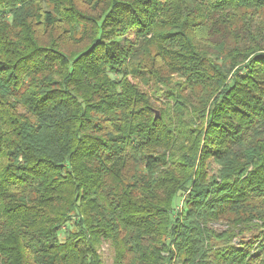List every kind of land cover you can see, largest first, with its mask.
<instances>
[{
    "label": "trees",
    "instance_id": "trees-1",
    "mask_svg": "<svg viewBox=\"0 0 264 264\" xmlns=\"http://www.w3.org/2000/svg\"><path fill=\"white\" fill-rule=\"evenodd\" d=\"M254 221L264 0H0V264H264Z\"/></svg>",
    "mask_w": 264,
    "mask_h": 264
},
{
    "label": "rangeland",
    "instance_id": "rangeland-1",
    "mask_svg": "<svg viewBox=\"0 0 264 264\" xmlns=\"http://www.w3.org/2000/svg\"><path fill=\"white\" fill-rule=\"evenodd\" d=\"M149 92L153 93L150 89ZM216 168V165L212 167V174L216 173ZM256 222L254 221L253 224H256L257 226H251V228L242 229L241 231L239 230L236 232L238 237L234 239L233 242L235 250L238 252L242 251L247 253L256 252L259 249V246L264 243V228H262L263 225L257 224ZM212 228L220 235L225 234L228 230V226L224 224L213 225ZM211 242L216 246L223 244L222 242H218V240L215 238ZM101 253L104 264H113L114 253L110 244L105 243L102 246Z\"/></svg>",
    "mask_w": 264,
    "mask_h": 264
},
{
    "label": "water",
    "instance_id": "water-1",
    "mask_svg": "<svg viewBox=\"0 0 264 264\" xmlns=\"http://www.w3.org/2000/svg\"><path fill=\"white\" fill-rule=\"evenodd\" d=\"M159 116V113H156V117H158Z\"/></svg>",
    "mask_w": 264,
    "mask_h": 264
}]
</instances>
